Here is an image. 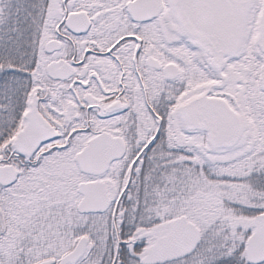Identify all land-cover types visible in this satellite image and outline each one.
<instances>
[{
    "label": "snow or ice",
    "instance_id": "1",
    "mask_svg": "<svg viewBox=\"0 0 264 264\" xmlns=\"http://www.w3.org/2000/svg\"><path fill=\"white\" fill-rule=\"evenodd\" d=\"M0 264H264V0H0Z\"/></svg>",
    "mask_w": 264,
    "mask_h": 264
}]
</instances>
